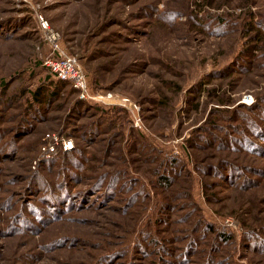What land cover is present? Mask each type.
Returning a JSON list of instances; mask_svg holds the SVG:
<instances>
[{
    "label": "rangeland",
    "instance_id": "374dc122",
    "mask_svg": "<svg viewBox=\"0 0 264 264\" xmlns=\"http://www.w3.org/2000/svg\"><path fill=\"white\" fill-rule=\"evenodd\" d=\"M0 264H264V0H0Z\"/></svg>",
    "mask_w": 264,
    "mask_h": 264
},
{
    "label": "built area",
    "instance_id": "2783aa9c",
    "mask_svg": "<svg viewBox=\"0 0 264 264\" xmlns=\"http://www.w3.org/2000/svg\"><path fill=\"white\" fill-rule=\"evenodd\" d=\"M39 24L46 34V40L50 45V55L45 59L44 66L49 70L50 74L55 80L68 82L82 98L88 97V83L86 76L80 66L78 59L73 55L68 54L61 46L59 35L50 30L43 18L39 19ZM47 152L56 154L57 148L55 144L59 145L58 139L55 136L46 135ZM72 144L70 142L63 143V150H70ZM44 149V151L46 150Z\"/></svg>",
    "mask_w": 264,
    "mask_h": 264
},
{
    "label": "trees",
    "instance_id": "16d2710c",
    "mask_svg": "<svg viewBox=\"0 0 264 264\" xmlns=\"http://www.w3.org/2000/svg\"><path fill=\"white\" fill-rule=\"evenodd\" d=\"M45 61V60H44ZM44 61H43V65H44ZM45 67V66H44ZM45 69L47 70V73L49 74L50 78L53 79V81H55L56 83L54 85H52V83L50 84L51 86H53V90L49 91L48 89H44L39 88L38 90L34 91L31 94L32 99L37 103H43L44 101H49L50 99H54L56 97H58L61 92L63 91L64 88L70 86L72 88V86L68 83V82H64V81H60V80H55L52 75L50 74L49 70L45 67ZM74 89V88H73ZM75 90V89H74ZM47 95V97L44 98V96ZM89 133V132H88ZM77 152V149H74L71 152H60L57 157L60 156H66V158L68 159L69 157L72 158L74 162H77L76 157L79 155L80 152H78L77 156L74 157V154ZM69 158V159H70ZM159 179V183H161L162 186H166L168 187V179L165 177V174H160L158 176ZM111 179H109L110 181ZM107 183V182H106ZM222 236V233L220 234V237ZM230 237L223 235V241L226 242L228 241ZM219 262V261H218Z\"/></svg>",
    "mask_w": 264,
    "mask_h": 264
}]
</instances>
